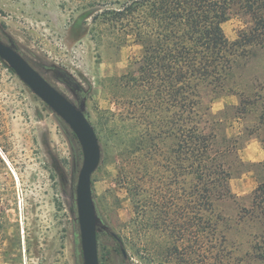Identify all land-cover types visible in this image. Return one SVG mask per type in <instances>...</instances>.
<instances>
[{"label":"rangeland","instance_id":"374dc122","mask_svg":"<svg viewBox=\"0 0 264 264\" xmlns=\"http://www.w3.org/2000/svg\"><path fill=\"white\" fill-rule=\"evenodd\" d=\"M115 1L0 0V38L82 108L97 131L102 156L92 187L100 264H169L167 238L139 225L134 198L144 167L137 144L145 126L132 119L133 92L120 78L143 48L100 16ZM249 22L232 7L223 23L229 40ZM252 52L237 81L264 88V48ZM239 102L226 94L212 104L225 133L239 139L245 161L231 181L234 198L216 210L235 254L246 260L255 244H264V228L245 211L264 182V127L251 133L253 116L231 107ZM83 162L69 124L0 58V183L15 223L0 264H85L77 202ZM113 234L123 240L126 258Z\"/></svg>","mask_w":264,"mask_h":264},{"label":"trees","instance_id":"16d2710c","mask_svg":"<svg viewBox=\"0 0 264 264\" xmlns=\"http://www.w3.org/2000/svg\"><path fill=\"white\" fill-rule=\"evenodd\" d=\"M232 7L251 24L234 41L223 27ZM100 16L143 48L120 78L133 92L132 119L145 126L134 198L140 227L167 238L169 264H264V244L245 260L222 231L225 218L216 209L234 198L231 181L245 161L239 139L225 133L212 108L237 95L231 107L253 116L251 133L264 127V88L237 81L253 48H264V0H116ZM5 195L0 183V253L15 226ZM245 211L264 228V182ZM112 236L123 250L121 237Z\"/></svg>","mask_w":264,"mask_h":264},{"label":"water","instance_id":"95a60500","mask_svg":"<svg viewBox=\"0 0 264 264\" xmlns=\"http://www.w3.org/2000/svg\"><path fill=\"white\" fill-rule=\"evenodd\" d=\"M0 58L72 128L78 137L84 162L77 186V202L85 264H100L98 215L93 195L92 177L101 162V145L97 131L85 111L53 85L13 46L0 38ZM125 257L128 253L123 248Z\"/></svg>","mask_w":264,"mask_h":264}]
</instances>
